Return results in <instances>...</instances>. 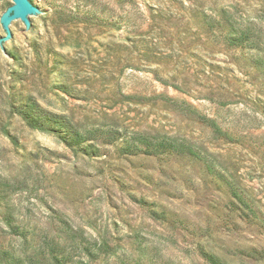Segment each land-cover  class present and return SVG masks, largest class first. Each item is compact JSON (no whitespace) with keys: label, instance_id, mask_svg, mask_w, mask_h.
Masks as SVG:
<instances>
[{"label":"rangeland","instance_id":"obj_1","mask_svg":"<svg viewBox=\"0 0 264 264\" xmlns=\"http://www.w3.org/2000/svg\"><path fill=\"white\" fill-rule=\"evenodd\" d=\"M47 1L40 38L15 28L24 71L0 59V249L24 264L54 263L51 249L61 264H264V0ZM28 102L80 144L26 126ZM136 135L194 144L215 173L127 152Z\"/></svg>","mask_w":264,"mask_h":264},{"label":"trees","instance_id":"obj_2","mask_svg":"<svg viewBox=\"0 0 264 264\" xmlns=\"http://www.w3.org/2000/svg\"><path fill=\"white\" fill-rule=\"evenodd\" d=\"M246 36L245 33H243L241 35V37L239 38H232V36H229V40L233 42V44L237 43L238 41H245L243 38ZM264 77V60H262V62L259 64L258 67ZM33 103H26L25 105H23V107H21L20 109H18L17 113L19 115V117L21 118V120L25 123L26 126H28L29 128H31L32 130H36L39 132H46V133H57V137L63 142L65 143L67 146L71 145V144H75V145H79L81 140L83 139V136L78 134L75 130L74 131H70L69 127H66L67 132L70 131V134L66 133V134H60L59 132L62 131L63 128H65L60 120L59 117L55 116V115H38L36 113H33ZM207 125L213 130V132L217 133V134H223L220 130V128L217 126V124L214 121L211 120H206ZM118 133V131L114 130H110L107 132H103L101 133L100 136H111L112 140L113 139H117V137L115 138V135ZM151 137L149 136H140V135H136V136H132L129 138L128 141V146H130L132 144V146L126 148L127 152H132V153H143V154H147V155H158V154H170V155H180V156H189L197 161H200L205 167L206 170L209 172H213L215 173L214 169H213V164L210 163L205 156H201L199 153L197 154L195 152V146L194 144H187L184 142H178L174 139L171 138H163L159 141L153 142L151 141ZM87 147V146H86ZM195 147V148H194ZM2 183V182H0ZM5 184H0V188H2V186H5ZM232 194L235 198H237L239 201L242 202V197L240 192H238L237 189L232 188V186L230 187ZM0 189V190H1ZM5 222L6 225L9 229V231L17 236H21L23 237V239H26L25 237V233L20 229V227L16 224H14V219L12 217L11 214H7L5 216ZM63 225H64V230L67 228V224L65 223V221L61 220L60 221ZM84 245L82 247V249L85 251L86 254L88 255H92L93 252H91V248L89 247V243L84 241ZM55 245V244H54ZM52 245V246H54ZM56 247H58L56 245ZM52 253L49 254V256L51 257V259L54 261V263L52 264H61L62 263V254H58L56 253L55 250L51 249ZM60 255V256H59ZM59 257V258H58ZM202 257L204 258L205 262L207 264H227L221 260H219L218 258L214 257L212 254H206V253H202ZM27 258H24V260ZM24 260H22L19 256H16L15 252L12 250H3L0 249V264H24ZM25 264H33L32 263V259H28L27 262Z\"/></svg>","mask_w":264,"mask_h":264},{"label":"water","instance_id":"obj_3","mask_svg":"<svg viewBox=\"0 0 264 264\" xmlns=\"http://www.w3.org/2000/svg\"><path fill=\"white\" fill-rule=\"evenodd\" d=\"M0 1L2 5L12 2V5L6 8V10L0 16V24L5 33V35L0 38V59L3 54V51L5 50L16 65V67L19 70L24 71L9 51L12 47H14L17 43L20 42L15 28L25 25L26 27H29L30 25V27L39 37L33 19L52 13L54 12V10L52 9L47 0H38L40 9L36 7L32 0Z\"/></svg>","mask_w":264,"mask_h":264}]
</instances>
